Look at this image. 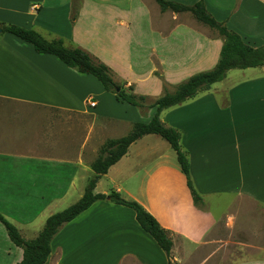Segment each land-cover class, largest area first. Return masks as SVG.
Returning a JSON list of instances; mask_svg holds the SVG:
<instances>
[{"label":"crops","instance_id":"obj_1","mask_svg":"<svg viewBox=\"0 0 264 264\" xmlns=\"http://www.w3.org/2000/svg\"><path fill=\"white\" fill-rule=\"evenodd\" d=\"M167 1L188 6L203 1L213 18L245 44L264 46V0ZM183 16L162 12L155 0H0V23L84 49L106 64L117 82L147 99L141 109L120 102L94 76L37 53L10 33L0 36V213L25 239L36 238L51 215L83 196L79 183L92 170L106 132L123 133L135 123L149 122L155 113L149 106L159 97L217 65L223 38ZM243 71L259 75H234L229 92L199 93L162 111L160 118L166 112L167 118L181 117L177 123L161 121L181 132L199 194L238 200L246 223L239 222L237 212L214 224L191 199L178 202L171 182L175 151L160 147L157 135L133 143L96 185L95 190L106 178L110 190L138 201L153 215L173 238L172 257H189V245L214 243L206 257L264 264V66ZM142 155L148 156L145 163L127 167ZM51 246L45 264H110V257H117L118 264H168L135 212L110 201L94 203L63 225ZM22 259V248L0 222V264Z\"/></svg>","mask_w":264,"mask_h":264},{"label":"trees","instance_id":"obj_2","mask_svg":"<svg viewBox=\"0 0 264 264\" xmlns=\"http://www.w3.org/2000/svg\"><path fill=\"white\" fill-rule=\"evenodd\" d=\"M162 12L171 11L179 14L188 12L200 23L215 30L223 38V46L217 65L209 71L197 73L184 82L178 84L173 93H166L159 97L149 108H155V113L147 123H135L132 131L121 138L107 140L99 149L98 157L92 162L94 172L85 188L83 196L68 208L51 215L45 222L43 229L36 238L25 239L20 231L10 223L1 213L0 222L5 226L10 240L23 250V259L18 264H45L52 251V240L60 228L76 219L98 201H110L132 209L140 227L147 232L166 253L169 261L174 243L170 233L164 229L157 219L136 201L123 198L120 193L112 191L109 194H96L97 183L109 169L119 162L129 150V147L146 135H158L164 139L176 152L178 162L186 176L187 186L191 191L194 205L203 207L202 196L197 192L190 172L188 153L181 145V133L166 126L160 118L162 111L181 105L194 98L199 92L206 91L215 83L225 79L228 71L233 69L260 68L264 66V46L253 48L245 44L240 36L228 30L222 23L217 22L207 11L203 1L192 6L174 1L155 0ZM10 33L31 44L39 54L56 56L67 67L80 74L94 76L108 92L116 95L120 102L128 103L139 109L147 107L145 96L134 93L133 86L127 87L124 82L114 79L113 71L98 58L80 47L68 48L62 39L49 41L33 29H26L17 25L0 23V36Z\"/></svg>","mask_w":264,"mask_h":264},{"label":"rangeland","instance_id":"obj_3","mask_svg":"<svg viewBox=\"0 0 264 264\" xmlns=\"http://www.w3.org/2000/svg\"><path fill=\"white\" fill-rule=\"evenodd\" d=\"M182 14L184 15L183 18H182L183 20H188V21L196 20L192 16L191 13L184 12ZM198 23L200 25L202 24L200 22H198ZM202 25H204V24H202ZM204 26H206V25H204ZM206 27H208V26H206ZM207 29H210V31H212L215 35H218V33L215 30H213L211 28H207ZM244 70H247V69H244ZM243 72L244 71L241 70V69L230 70V71L227 72L226 77H225L224 80H222L221 82L213 84L209 90L201 91L199 93L202 94V93L209 92L212 95H214L215 93L221 92L223 90L229 92L232 88H234V84H235L234 75H236L237 77L247 76V75H250L252 73H255L254 76L259 75V73L256 72V71L255 72H244V73ZM175 89H176V87H175ZM170 110L167 109V111H170ZM167 116H168V112L164 113L162 115L161 119H163L165 122H175V123H177L178 121L181 120V117H179L178 115H173V117L169 116L170 118H167ZM143 119H144V121H146L147 117L144 116ZM169 124H171V126H175L172 123H169ZM132 129H133V127L131 129H129V130H128V128L124 129L123 133H120V131H117V132H111V131L106 132V137H104V140L106 142L107 140H110V139L121 138L123 136L128 135L132 131ZM155 139H157V141H159L160 147H168L170 150L174 151L171 148V146L164 139L159 137L158 135L156 136ZM240 141H241V139H240ZM152 142H153V140H152ZM144 153H145V155H148L149 147L146 149V151H144ZM172 153H173V163L175 164V171H173V173L171 174V182L173 184V187L176 189V200H178V202H180V201L182 202V201H186L188 199H191L192 203L194 204L191 191H190V189L187 186V179L184 176V174L182 173L181 167H180V165L178 163L176 152H172ZM135 154L136 153L133 150L132 158H135ZM98 155H99V150L97 152V155L93 158V161L98 157ZM145 155L138 156L137 159H131L129 161V163L127 164V167L130 168V167H134L135 164L139 165L141 163H145V160L148 159V156L145 157ZM113 173H115V171ZM93 175H94V172L91 170L90 173L86 174V178L87 179L85 181H80L79 185L82 188L81 189V192H82L81 194L84 193L83 191L86 188L89 179L91 177H93ZM112 175H115V174H112ZM102 190H106V192L108 194L112 192V190H110V184L108 183V180L106 178H104L100 182V185L98 186V188L96 190H94V192L95 193H100V192H102ZM121 196L123 198H125L122 194H121ZM79 199H80V197L75 196L74 198H72L69 201H67L66 205L63 207V210L68 208L69 206L75 204ZM125 199H127V198H125ZM202 199H203V207L202 208H197L195 205L194 206H195V208H197L202 213L207 214L210 217L212 223H214V224L215 223L216 224L223 223L224 219L229 214H235V216H236V215H238L237 212H239V214H240L239 222L246 223V221H247L246 218L248 216L245 215V214L243 215V212L238 209L239 205H238L237 202H239V201L234 199L233 197L224 195V196H217V197L212 196L211 198L210 197L209 198L202 197ZM127 200L135 201L133 199H127ZM136 202H138V201H136ZM245 208H246V206H245ZM255 213L257 215L258 211H256ZM214 232H215L214 230L210 231L209 234L211 235V237L214 236ZM234 236L233 237H234L235 240L238 239V238L241 239L240 235L239 236L234 235ZM223 238L225 240H227L228 242L230 240L228 238L227 233L224 230H223ZM242 238L245 239V237H242ZM172 240H173V238H172ZM216 245L217 244H214V243H212V245L205 246V247H199V246L196 247L195 245H189L188 246V250L189 251L187 253V254H189L188 255L189 257H172L171 256V260L170 261H169V259L167 260L168 264H229L233 260L238 258V257H206L208 253L212 252V250L215 248ZM164 254H166V253L164 252ZM109 263L110 264H118L117 263V257H110ZM126 264H128V263H126Z\"/></svg>","mask_w":264,"mask_h":264},{"label":"built area","instance_id":"obj_4","mask_svg":"<svg viewBox=\"0 0 264 264\" xmlns=\"http://www.w3.org/2000/svg\"><path fill=\"white\" fill-rule=\"evenodd\" d=\"M89 104H90L91 107H94L96 105V102L91 100V101H89Z\"/></svg>","mask_w":264,"mask_h":264}]
</instances>
